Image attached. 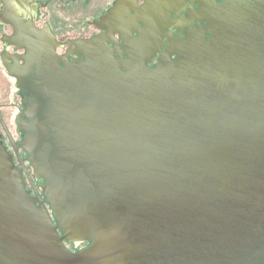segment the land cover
Listing matches in <instances>:
<instances>
[{
    "label": "water",
    "instance_id": "95a60500",
    "mask_svg": "<svg viewBox=\"0 0 264 264\" xmlns=\"http://www.w3.org/2000/svg\"><path fill=\"white\" fill-rule=\"evenodd\" d=\"M220 11L153 68L150 46L61 63L28 32L11 75L45 199L0 142V264H264V0Z\"/></svg>",
    "mask_w": 264,
    "mask_h": 264
},
{
    "label": "flooded vegetation",
    "instance_id": "af4514ba",
    "mask_svg": "<svg viewBox=\"0 0 264 264\" xmlns=\"http://www.w3.org/2000/svg\"><path fill=\"white\" fill-rule=\"evenodd\" d=\"M223 3L224 0H0V142L19 170L21 157L42 199L45 182L35 179L29 156L20 146L24 136L18 121L25 109V98L11 75L26 64L23 58L28 54V32L54 48L61 63L86 60L85 54L93 45L108 46L118 61H128L135 51L150 46L154 54L148 58L152 60L144 58L153 68L170 56L167 50L173 40L185 41L197 34L210 39V33L223 22ZM171 59L175 61L177 55ZM23 175L26 189L36 197L34 187ZM45 205L56 224L50 206ZM64 243L73 253L89 245Z\"/></svg>",
    "mask_w": 264,
    "mask_h": 264
}]
</instances>
